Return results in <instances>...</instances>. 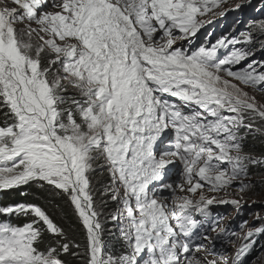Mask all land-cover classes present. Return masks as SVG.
I'll use <instances>...</instances> for the list:
<instances>
[{
  "label": "snow or ice",
  "instance_id": "obj_1",
  "mask_svg": "<svg viewBox=\"0 0 264 264\" xmlns=\"http://www.w3.org/2000/svg\"><path fill=\"white\" fill-rule=\"evenodd\" d=\"M256 141L264 0H0V264H264Z\"/></svg>",
  "mask_w": 264,
  "mask_h": 264
},
{
  "label": "rangeland",
  "instance_id": "obj_2",
  "mask_svg": "<svg viewBox=\"0 0 264 264\" xmlns=\"http://www.w3.org/2000/svg\"><path fill=\"white\" fill-rule=\"evenodd\" d=\"M236 14H230L227 18H224L222 20H219L216 24V27L213 30L214 34H220L224 32L225 30L229 29L233 20L235 19ZM259 142V141H258ZM260 143V142H259ZM254 145L257 150H259L262 145H258L256 142H254ZM258 203L260 201H264V192H260L257 196L254 197ZM215 212L225 214L226 219L224 221L225 225L231 221L232 227H237L239 223L243 220H248L250 223L253 222V213L257 211H261V209L258 207V205H252L251 208H248L245 206V210L241 215H237L231 208H225V207H218L214 209ZM215 235V234H213ZM257 255H264V236L257 238V243L255 246V250L248 259L253 260L255 256Z\"/></svg>",
  "mask_w": 264,
  "mask_h": 264
},
{
  "label": "trees",
  "instance_id": "obj_3",
  "mask_svg": "<svg viewBox=\"0 0 264 264\" xmlns=\"http://www.w3.org/2000/svg\"><path fill=\"white\" fill-rule=\"evenodd\" d=\"M256 143L258 145H261L258 141H256ZM262 147H264V146H262ZM97 179L99 181H101L102 183L106 182L107 174L103 173L100 176H98ZM25 191H28L31 194V189H25ZM23 199H24V197L20 196L18 192L11 193L8 196H3L2 194H0V200L16 201V200H23ZM108 227L111 229L113 226L111 224H109ZM112 241H113V243H116V239L115 238H112Z\"/></svg>",
  "mask_w": 264,
  "mask_h": 264
}]
</instances>
